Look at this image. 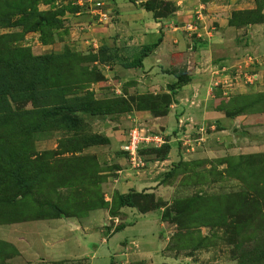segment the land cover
<instances>
[{
	"label": "rangeland",
	"instance_id": "374dc122",
	"mask_svg": "<svg viewBox=\"0 0 264 264\" xmlns=\"http://www.w3.org/2000/svg\"><path fill=\"white\" fill-rule=\"evenodd\" d=\"M160 1L167 3H152L153 17L174 10L171 1ZM263 2L233 0L241 9L230 15L247 12L235 19H253ZM109 16L106 0H0V73L10 87L0 97V224L35 220L41 229L40 218L69 214L87 225L90 243L100 248L89 252L93 256L22 260L0 240V264H264V55L246 50L245 77L236 75L238 68H220L223 78L212 81L216 107L233 120L180 130L160 119L171 103L163 87L127 92L137 80H124L113 66L117 55L95 35ZM196 25L184 23L182 30L196 31ZM133 125L164 143L140 147L131 161L122 148ZM167 153L165 163L155 162ZM114 177L150 180L130 189L144 195L134 200L157 220L152 231L165 243L156 254L165 261L103 251V240L125 223L114 196L119 192L110 187ZM140 226L151 233L150 225ZM41 233L53 236L34 241L45 256L79 254L76 241L85 244L78 231L50 234L43 227Z\"/></svg>",
	"mask_w": 264,
	"mask_h": 264
},
{
	"label": "crops",
	"instance_id": "0c3cea01",
	"mask_svg": "<svg viewBox=\"0 0 264 264\" xmlns=\"http://www.w3.org/2000/svg\"><path fill=\"white\" fill-rule=\"evenodd\" d=\"M143 1L106 0L111 20L106 22V26L95 31V35L101 41L100 44L111 53H115L119 61L133 60L140 46L155 44L153 49L141 58L139 66L122 67L119 61H114L116 62L113 64L114 69H119L125 76L124 80L129 77L137 80L133 85L126 84L127 92L141 93L146 87L151 89L163 87V90L171 93V103L160 119L167 123L171 122L180 130L211 126L213 123L228 124L236 116H226L216 107L215 101L219 92L213 87L212 81L217 75L223 78L220 68L232 73L235 68L246 65L243 62L247 60L244 55L246 50L256 52V55H264V19L260 23L237 28L228 25L230 12L241 9L233 0H166L174 4V10L165 16L153 17L151 11L143 8ZM262 13L264 15V6ZM191 21H196V31L182 30L183 24ZM183 71L187 79L177 84L176 75H181L180 72ZM173 85L174 87L170 88ZM161 128L165 131L164 124ZM167 160L168 153L166 157L155 162L165 163ZM119 169L115 170L120 171ZM119 177L112 179L114 181L110 186L112 192L118 191L121 194L127 192L128 190H122L123 187L136 191L135 187L147 186L150 183V180L143 183L119 181ZM120 211L125 223L103 240V251L111 253L112 256L125 255L124 257L132 260L153 258L152 260L158 259L159 262L165 261L166 257L156 254L163 248L165 242L159 237L160 233L158 237L154 236L152 230L154 228L158 230L159 226L153 214L140 213L134 207L127 206L120 207ZM76 221L68 217H59L42 219L39 221L42 223L39 224L41 229L48 228L50 234L60 229H66L70 233L78 231L80 238L85 242L81 245L78 240L76 241L81 247L79 254L67 250L57 257H50L36 251L35 240L40 238L41 242L45 240L47 243L53 236L45 237V233L37 229V224L36 227L32 225L35 220L0 224V240L11 244L16 250V256L22 260H34L38 255L40 258L57 260L90 254L96 245L90 243L91 235L87 234V225L86 227L85 224L79 225ZM143 222L147 226L150 225L149 235L141 231L140 224ZM143 240L148 242L147 247H143ZM132 243L136 244L135 252L130 250ZM90 247L91 250L88 249ZM90 255L93 256V253Z\"/></svg>",
	"mask_w": 264,
	"mask_h": 264
},
{
	"label": "trees",
	"instance_id": "16d2710c",
	"mask_svg": "<svg viewBox=\"0 0 264 264\" xmlns=\"http://www.w3.org/2000/svg\"><path fill=\"white\" fill-rule=\"evenodd\" d=\"M157 1L161 2L162 4H166L167 3V2L164 3V1H160V0H144L142 2V6H143L144 9L149 10V11H152V9H153L152 3L157 2ZM263 6H264V2L261 3V5H259L258 7L256 6V9L253 10V12L256 11L255 12V17L253 19H247V20L246 19L245 20H242L240 18L239 19H235V16H236L237 13H240V14L243 13L244 14V13H247V12H239V11L235 12L234 11V12L231 13V15L229 16V18L227 19V24L230 25V26H242V25H247V24H251V23H260L264 19V15L262 13ZM163 9L166 11V13L169 12L167 7H164ZM153 14H154V17H161L163 13H159V12L156 13V12H154ZM36 27H38V26H36ZM38 29H40V28H38ZM154 46H155V44L142 45V46H140L138 52L136 53L135 59L129 60V61L128 60H122V61H119L118 63L122 67H136V66H139L140 65V61H141V58L143 56L147 55L153 49ZM109 58H108V60H109ZM111 58L114 59V61H116L114 56H111ZM102 62L103 61H101V63ZM176 77H177V82H176L177 84H179L181 82H184L187 79L186 77L182 78L180 74L176 75ZM173 87H174V85L173 86H170V88H173ZM9 88H10L9 87V83L7 82V77H6L5 73L4 72L0 73V97H3L6 94H9V92H10ZM169 99L171 101V97ZM169 99H168V102H169ZM163 100H164V98H163ZM164 102H166V101H164ZM168 102H167V104H168ZM89 106H91V104H89ZM165 107L163 108V114L166 113ZM217 108L219 110H222L223 111L222 108H220V107H217ZM82 109H86V107H85L84 104H83ZM225 114H226V116H235L234 114H232V115L231 114H228V113H225ZM63 119H65L67 121L72 120L73 121V125H76L77 124L75 118H72V117H70L67 114H64ZM95 138L98 139V137H95ZM102 141L95 142V143L102 144L103 143ZM104 142H106V139H105ZM163 146H165V145H163ZM114 196L116 197V202H117L118 207H122V206L134 207L140 213L141 212L143 213V212H145L147 210L144 206H141L140 204H138L134 200V198H136V197H143L144 196V195H141L138 192L130 191V192H126V193H123V194H121V193H114ZM233 206L234 207H237V204L234 203ZM68 215L69 214L63 215L62 217H68ZM57 217H59V216L48 217V218H57ZM36 219H38V218H36ZM40 219H45V218H40ZM118 229L119 228L115 229L114 231H117ZM5 244H7L8 247L13 248V246L11 244H9V243L5 242Z\"/></svg>",
	"mask_w": 264,
	"mask_h": 264
},
{
	"label": "built area",
	"instance_id": "2783aa9c",
	"mask_svg": "<svg viewBox=\"0 0 264 264\" xmlns=\"http://www.w3.org/2000/svg\"><path fill=\"white\" fill-rule=\"evenodd\" d=\"M99 3H97L98 5ZM249 58V57H248ZM241 72H236V75L245 77V72H243V69L241 70L238 68ZM255 74H249L246 76L247 81L251 83L250 78H255ZM132 129L129 130L126 143L123 145V150L126 151L129 155V157L133 154H135L136 150H138L140 147H145L146 145L152 144L151 146L159 147L161 144L164 143V140L161 136L158 134H144L141 133L140 127H137L136 125L131 127ZM130 160L133 161L132 156L130 157Z\"/></svg>",
	"mask_w": 264,
	"mask_h": 264
}]
</instances>
